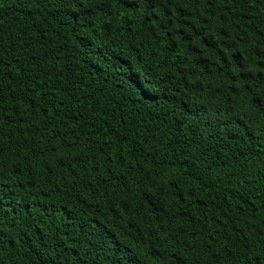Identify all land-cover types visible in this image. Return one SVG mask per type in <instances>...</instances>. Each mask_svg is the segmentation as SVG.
<instances>
[{
    "label": "trees",
    "instance_id": "trees-1",
    "mask_svg": "<svg viewBox=\"0 0 264 264\" xmlns=\"http://www.w3.org/2000/svg\"><path fill=\"white\" fill-rule=\"evenodd\" d=\"M0 264H264V0H0Z\"/></svg>",
    "mask_w": 264,
    "mask_h": 264
}]
</instances>
